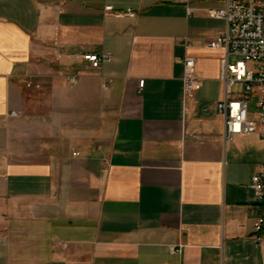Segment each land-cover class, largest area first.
Returning <instances> with one entry per match:
<instances>
[{"label": "crops", "instance_id": "crops-1", "mask_svg": "<svg viewBox=\"0 0 264 264\" xmlns=\"http://www.w3.org/2000/svg\"><path fill=\"white\" fill-rule=\"evenodd\" d=\"M224 5L0 0V264H264V138L226 137L217 108Z\"/></svg>", "mask_w": 264, "mask_h": 264}, {"label": "built area", "instance_id": "built-area-1", "mask_svg": "<svg viewBox=\"0 0 264 264\" xmlns=\"http://www.w3.org/2000/svg\"><path fill=\"white\" fill-rule=\"evenodd\" d=\"M191 11L188 9V12ZM105 12L123 14L115 11L111 5L105 6ZM125 13L132 17L138 14L133 8H128ZM207 14L226 22L224 32L208 42L209 47L223 48L226 52L220 73L225 93L217 103L218 111L224 116L226 137L259 134L264 138V0H225L224 7L209 8ZM81 56L95 68L114 59L111 51L89 52ZM231 56L236 57L234 62L229 61ZM182 62L184 91L186 96L193 97L200 82L196 62L190 56H185ZM77 81L76 75L69 77L70 85H75ZM144 84L145 79H141L139 87L143 88ZM235 85L238 88L231 89ZM11 115L18 116V113L12 111ZM250 187L261 200L263 213L254 223L255 238L261 240L264 230V162L252 175ZM169 249L177 253L182 246L171 245Z\"/></svg>", "mask_w": 264, "mask_h": 264}, {"label": "rangeland", "instance_id": "rangeland-1", "mask_svg": "<svg viewBox=\"0 0 264 264\" xmlns=\"http://www.w3.org/2000/svg\"><path fill=\"white\" fill-rule=\"evenodd\" d=\"M236 60V57H234V56H231L230 57V62H234ZM236 88H238V85H235V86H231V89H236ZM256 99V97L254 98V100Z\"/></svg>", "mask_w": 264, "mask_h": 264}]
</instances>
